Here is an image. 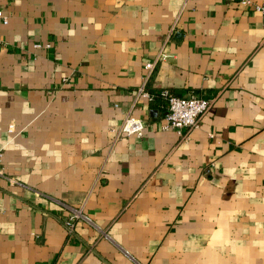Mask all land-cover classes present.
Returning a JSON list of instances; mask_svg holds the SVG:
<instances>
[{
    "label": "crops",
    "instance_id": "1",
    "mask_svg": "<svg viewBox=\"0 0 264 264\" xmlns=\"http://www.w3.org/2000/svg\"><path fill=\"white\" fill-rule=\"evenodd\" d=\"M263 4L0 0V264H264ZM144 85L212 105L185 140Z\"/></svg>",
    "mask_w": 264,
    "mask_h": 264
},
{
    "label": "built area",
    "instance_id": "2",
    "mask_svg": "<svg viewBox=\"0 0 264 264\" xmlns=\"http://www.w3.org/2000/svg\"><path fill=\"white\" fill-rule=\"evenodd\" d=\"M239 1L242 5L249 6L254 3V0H232ZM256 10L264 16V4L256 5ZM0 21L5 24L8 23V17L3 13L0 8ZM175 28H173L169 34V37L174 34ZM169 39V38H168ZM168 42V41H167ZM166 42V43H167ZM3 40L0 38V47L3 45ZM166 45V44H165ZM50 48L51 45L47 44H36L35 48ZM170 57L165 51L164 47L155 57L154 60L146 63L145 68L147 71V79L150 78L154 72L156 66L161 62L165 61ZM147 100L153 102L160 100L165 104L166 114L165 122L162 126L163 131L175 130L182 139H188L190 134L199 127L202 118L208 113L211 108L212 102L199 96L192 95L190 97H180L171 92L170 90L164 89L159 93L153 94L149 92L146 86H142L138 90L136 103L140 100ZM146 123L140 118H136L132 115H128L122 122V124L114 130L115 141L121 139L124 136L132 137L136 136L142 138L145 134ZM9 131H14V126L10 125ZM2 154L0 153V159ZM3 172L0 170V175ZM61 206L69 213L68 218L64 221L65 229L70 237L77 236V226L80 221H88L84 208L85 202L79 206H73L60 202Z\"/></svg>",
    "mask_w": 264,
    "mask_h": 264
}]
</instances>
